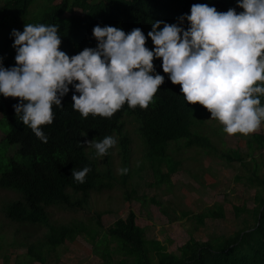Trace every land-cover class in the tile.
I'll return each instance as SVG.
<instances>
[{"label":"trees","instance_id":"1","mask_svg":"<svg viewBox=\"0 0 264 264\" xmlns=\"http://www.w3.org/2000/svg\"><path fill=\"white\" fill-rule=\"evenodd\" d=\"M2 1L0 33L9 24L31 17V7L37 2V13L32 14L31 20L34 23H59L61 47L70 56L84 47L97 46L98 41L93 34L96 24H112L126 32L140 27L147 35L153 21L179 22L182 14L190 13L193 3L214 4L220 11H227L230 7L243 11L237 0H60L57 4L55 0ZM80 11L82 14L78 19L72 16ZM8 44L7 40L0 44V54L5 53V59L16 61V49L9 51ZM146 46H155L150 37ZM169 81L163 83L155 95L159 109L165 111L160 117H155L156 124L151 117L137 114L143 138V151H139L141 159L134 162L129 138L116 144L122 157L121 167L129 168L126 174L113 172V149L103 160L107 167L105 170H98L97 164L80 147L69 149V140L79 144L83 135L89 139H102L105 135L119 134L123 128L120 118L105 120L94 127L90 124L89 128L84 126L76 131L56 129L48 134L46 143L35 140L26 144L18 182L5 186L16 189L22 198L1 208L4 216H0V256L4 264L10 262V252L15 248L27 249L16 264L33 261L45 264L59 247L75 243L79 237L101 249L102 264H264V176H260L262 162L257 161V157L263 156L264 134L234 133L244 139L247 151L227 149V144L223 142L224 126L212 125L219 124V120L210 119L211 113L205 106L188 102L180 91L181 86L174 88L176 85H171ZM72 91L69 93L72 94ZM258 95L264 106V94ZM213 137L217 143L213 142ZM220 143L224 150L218 149ZM202 155L224 160V167L236 170L235 182L258 186L254 196L257 204L252 210L245 206L234 207L236 215L245 209L252 223L246 220L245 227L232 236L200 241L191 234L179 252L173 253L167 252L160 241L146 237L145 228L136 223L137 215L132 210L126 218H119L108 228L104 227L102 217L113 212L111 210L93 213L89 210L88 215L83 217L82 211L90 208L93 195L105 190L124 188L126 201H131L133 197L138 200L137 190L132 186L136 176L142 178L143 170L151 171L154 179L148 186L165 187L166 192L173 194L172 177L184 171L185 160L197 163ZM86 165L91 166V171L85 182L79 183L72 176V169ZM209 167L202 166L196 174H192L193 168L190 172L194 181L203 187L218 183L212 180ZM150 202L161 204L156 197ZM52 207L71 212L73 217L66 223L56 222L51 215ZM169 208L171 213L166 209L163 211L171 221L194 218L195 232L205 225L207 219L225 218L219 203L199 214H192L190 209H179L178 205L174 209ZM4 223L15 226L10 236L4 230ZM27 225L44 228L43 236H20V227Z\"/></svg>","mask_w":264,"mask_h":264},{"label":"clouds","instance_id":"2","mask_svg":"<svg viewBox=\"0 0 264 264\" xmlns=\"http://www.w3.org/2000/svg\"><path fill=\"white\" fill-rule=\"evenodd\" d=\"M237 4L243 11L193 3L179 22L153 21L147 35L140 27L126 32L112 24H96L97 46L71 56L61 47L59 23H34L31 15L9 24L0 33V44L7 40L8 50L16 49V61L0 54V143L13 147L7 153L9 169L0 176V195L12 192L15 197L1 202L0 216L3 206L22 198L5 186L18 182L26 144L46 143L51 131H76L120 118L123 128L117 135L102 139L83 135L79 144L69 140V149L80 147L98 170H105L103 160L117 149L118 141L130 139L127 125L133 122V139L138 141L133 151L141 159L137 114L156 124L155 117L165 111L159 109L155 95L166 81L171 80L174 88L180 85L188 102L205 106L210 119H218V126L222 122L226 133L258 129L264 123L258 95L264 94V0ZM22 20L27 23L19 24ZM149 37L155 46H146ZM1 123L8 126L6 134ZM218 149L224 150L221 143ZM90 171V165L73 168L72 176L84 183ZM128 171L118 169L120 174Z\"/></svg>","mask_w":264,"mask_h":264},{"label":"rangeland","instance_id":"3","mask_svg":"<svg viewBox=\"0 0 264 264\" xmlns=\"http://www.w3.org/2000/svg\"><path fill=\"white\" fill-rule=\"evenodd\" d=\"M59 2L60 0H55L54 3L57 4ZM36 5L37 2L31 8V15ZM81 14L80 11L74 13L72 16L78 19ZM26 23L27 20L19 22L22 25ZM16 28L21 29L24 27L16 26ZM2 37L0 36V40ZM212 125L218 126L216 123ZM220 125H223L222 122H220ZM1 126L6 134L8 132V126L4 123H1ZM127 131L132 142V150L133 148L134 150L138 149L136 146L138 141L133 139V122L127 125ZM253 133H264L263 121H261L258 129L248 134ZM239 138V136H234L230 133H226L223 136V140L229 148L240 149L246 152V143L244 139ZM212 139L214 143H217L215 137ZM10 147L13 146H8L4 141L0 143V176L9 169V156L7 153L11 151L8 149ZM261 153L263 156L257 157V161L263 163L264 151ZM134 155L137 157L134 162L137 163L140 155L137 153ZM214 157L202 155L197 163L192 160H185L184 171H180L172 177V183L174 184L173 194L166 192L165 187L157 188L148 186L154 179L151 171L143 170L141 172L142 178L136 176L133 180L134 186L132 187L137 190L138 200L133 197L131 201H126L124 198V188H121V190L114 189L112 191L105 190L99 195H93L90 208L87 211H82L84 213L83 217L88 215L89 210L91 213L111 210L113 212L105 214L102 217L104 227L108 228L119 218H126L129 211L132 210L137 215L136 223L142 228H145L146 237L149 240L154 239L160 241L165 246L167 252L173 253L179 252L180 247L189 241L191 234L196 240L200 241H208L221 236H232L236 231L245 227L244 222L246 220L252 223V218H250L249 213L245 209L240 215H236L234 207L240 206L243 208L245 206L248 210H252L257 204L254 196L258 190V186L255 184V186L251 187L248 184L235 182L236 170L224 167V160L217 156ZM111 161L115 174H120L118 173V169L121 168L122 157L117 149L113 152ZM262 163L260 176H264V165L262 166ZM202 166H210L211 178L218 182L216 186L203 187L194 181L190 175L192 168V174H196ZM4 196L6 198L3 199ZM14 197L15 194L12 192L3 193L0 195V206L3 200L8 201ZM154 197L161 202L160 205L150 202ZM144 201H147V203L145 204ZM216 203L221 204L223 207L225 218L218 220L207 219L205 225L200 227L196 232L194 230L196 226L194 218H185L175 222L171 221L163 211V209H166L168 213H171L172 210L169 207L173 208L178 205L179 209H190L193 212L192 214H199L205 208L213 207ZM50 210L52 218L59 223H66L73 217L71 212L68 213L65 210L54 207L50 208ZM3 226L9 236L12 230L15 229L14 225L9 224L8 226L4 223ZM44 232L45 229L39 226L27 225L20 227V236H27L28 238L32 235L41 238ZM35 238H31L30 240L35 241ZM100 251V248L96 249L93 244L87 242L83 237H79L75 243L59 247L57 251L48 257L45 264H102L103 260L99 254ZM25 252H27L26 248H15L12 250L8 264H16L18 259L24 257ZM0 264H4L1 256ZM28 264L41 263L33 261Z\"/></svg>","mask_w":264,"mask_h":264}]
</instances>
